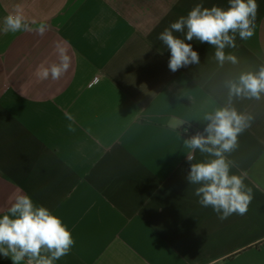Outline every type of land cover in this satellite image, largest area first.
<instances>
[{"label": "crops", "instance_id": "obj_1", "mask_svg": "<svg viewBox=\"0 0 264 264\" xmlns=\"http://www.w3.org/2000/svg\"><path fill=\"white\" fill-rule=\"evenodd\" d=\"M256 2L253 37L226 49L238 65L219 67L194 39L200 64L173 73L158 35L197 3L228 0H0V214L19 191L59 216L75 243L55 264H264V98L235 102L254 116L229 156L253 191L245 215L221 220L198 203L186 177L206 157L189 162L183 143L226 102V78L264 63ZM17 6L32 31H3ZM57 46L68 70L37 78Z\"/></svg>", "mask_w": 264, "mask_h": 264}, {"label": "clouds", "instance_id": "obj_2", "mask_svg": "<svg viewBox=\"0 0 264 264\" xmlns=\"http://www.w3.org/2000/svg\"><path fill=\"white\" fill-rule=\"evenodd\" d=\"M258 8L256 0H228L226 8L197 3L158 35L170 51L169 70L175 73L183 67L200 64L198 52L186 42L194 39L214 49L213 59L219 67L238 65L237 56L226 49L238 47L237 35L241 40L253 37ZM3 31H32L31 22L19 6L4 17ZM44 31L41 26L39 33L43 35ZM174 33L183 34V38ZM57 53L59 62L50 66L41 64L35 73L37 78L56 80L68 70L69 56L59 46ZM223 83L227 89L226 102L205 110L200 121L203 130L183 139L189 162L195 160L197 150L206 157L190 163L186 179L189 184L198 185L194 189L198 203L202 207L210 206L221 220L233 214L245 215L253 199L252 188L245 184L246 175L232 172L235 165L229 156L238 148L239 136L254 120L251 113L238 110L235 102L264 98V63L256 69L242 70ZM67 119L73 118L67 115ZM185 124L188 122L177 120L173 127L178 131ZM73 130L69 125V131ZM183 132L188 134L189 129L184 128ZM12 201L7 212L0 214V255L10 258L12 264H55L69 254L75 241L59 216L35 203L26 193L18 191Z\"/></svg>", "mask_w": 264, "mask_h": 264}, {"label": "built area", "instance_id": "obj_3", "mask_svg": "<svg viewBox=\"0 0 264 264\" xmlns=\"http://www.w3.org/2000/svg\"><path fill=\"white\" fill-rule=\"evenodd\" d=\"M97 81V79H95V82Z\"/></svg>", "mask_w": 264, "mask_h": 264}]
</instances>
